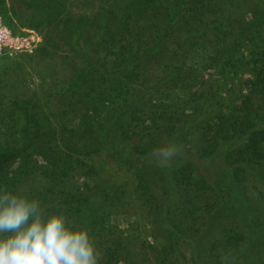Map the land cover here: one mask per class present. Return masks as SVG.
I'll return each mask as SVG.
<instances>
[{"label": "trees", "instance_id": "obj_1", "mask_svg": "<svg viewBox=\"0 0 264 264\" xmlns=\"http://www.w3.org/2000/svg\"><path fill=\"white\" fill-rule=\"evenodd\" d=\"M12 1L42 35L29 57L53 59L61 43L72 56L66 78L48 70L35 87L0 76V188L87 230L97 264H181L177 245L228 205L229 187L179 158L165 172L149 154L166 135L198 160L222 149L237 183L250 170L264 181V0ZM150 58L164 78L145 93ZM246 239L221 227L210 264H230Z\"/></svg>", "mask_w": 264, "mask_h": 264}, {"label": "rangeland", "instance_id": "obj_2", "mask_svg": "<svg viewBox=\"0 0 264 264\" xmlns=\"http://www.w3.org/2000/svg\"><path fill=\"white\" fill-rule=\"evenodd\" d=\"M5 4L7 8L5 13L9 19L6 20V23L15 29L16 33H23L25 31L34 32L38 38V42L30 52H15L10 55H0V76H4L7 82L19 78L21 84V80L23 79V82H27V85L30 87H35L40 82V78H48L50 75L48 70H55V73L59 77L66 78L70 73L71 65L70 63L65 65L63 56L68 54L72 56L69 49L61 43L53 59L29 57V54L33 53L42 40L41 32L23 23V17L20 13L21 9L17 6L15 8L19 12V19L16 16L14 17L13 13H11L10 0H5ZM0 17L1 20L4 19L2 14ZM9 29L11 30L10 27ZM71 59L74 61V58ZM208 73V71H205L203 76H207ZM160 78H164V74L157 66V58H150L147 61L146 71L140 81V89L147 93V89L156 85V82L158 83L161 80ZM12 90L10 88V91ZM262 125H264V122ZM78 136L86 138L88 143L95 140L94 136L88 131L79 133ZM159 138L160 143L155 149L167 145H173L177 148L174 158L164 164V167L160 168L164 169L168 167L172 170L176 158L180 159L179 164L191 161L209 182L217 180V182L220 181L221 185L229 187L228 198L230 202H228V205H221L209 214L205 227L196 236L192 237L190 242H181L177 245L175 260L181 264H210L207 257L206 244L217 236V232L221 227L233 225L246 234L247 242L230 264H264V198H258L252 187V185H258L264 190V181L255 174L254 170H250L245 181L240 183L235 182L231 177V167L226 165L222 159V149L211 158L198 160L195 157L194 148L191 146V143L184 141L176 142L173 138L166 135H161ZM152 154L153 152L149 154L148 163H152L155 160ZM166 170L164 169L165 172ZM115 175L119 181L126 180L123 171H117ZM229 204L231 207H229ZM133 211L135 212L132 209L130 213L132 214ZM134 215L136 214L134 213ZM141 233L143 235L142 230Z\"/></svg>", "mask_w": 264, "mask_h": 264}, {"label": "clouds", "instance_id": "obj_3", "mask_svg": "<svg viewBox=\"0 0 264 264\" xmlns=\"http://www.w3.org/2000/svg\"><path fill=\"white\" fill-rule=\"evenodd\" d=\"M177 153L173 145L153 151L161 164ZM87 230L70 225L38 198L0 188V264H97Z\"/></svg>", "mask_w": 264, "mask_h": 264}, {"label": "built area", "instance_id": "obj_4", "mask_svg": "<svg viewBox=\"0 0 264 264\" xmlns=\"http://www.w3.org/2000/svg\"><path fill=\"white\" fill-rule=\"evenodd\" d=\"M37 42L38 38L34 32H13L2 22L0 17V55H10L15 52H30Z\"/></svg>", "mask_w": 264, "mask_h": 264}]
</instances>
